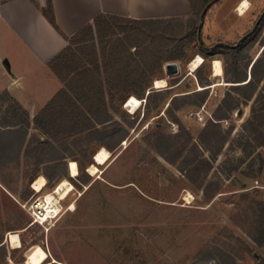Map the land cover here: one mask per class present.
<instances>
[{
    "label": "rangeland",
    "instance_id": "1",
    "mask_svg": "<svg viewBox=\"0 0 264 264\" xmlns=\"http://www.w3.org/2000/svg\"><path fill=\"white\" fill-rule=\"evenodd\" d=\"M237 3L238 0H221L206 11L201 43L200 17L189 26L171 23L158 30L112 33L108 37L94 33L93 46L98 54L102 47L106 53L111 45H118L116 56L96 59L101 65L104 57V63L108 62L105 70L118 71L122 78L129 73L139 77L149 64L150 68L155 66L157 59L167 57L184 39L185 60L189 62L182 64L179 79L183 82L171 90L174 83L170 80L158 89L167 90L160 93L162 100L152 97L134 113L124 109L121 102L109 109L113 122L97 128L117 130L116 137L103 139L116 147L110 152L111 159L98 166L95 175H89L87 170L95 164L93 157L103 141L85 131L54 142L56 150L66 157V168L68 161L77 163L78 176L70 179L67 173L65 178L58 175L46 180L44 192L64 180H71L75 189L62 203L66 206L73 202L75 208L63 212L48 232L31 225L20 207L33 194L34 182L49 173L46 161L36 163L35 152L23 155L26 149L35 148L32 134L40 132L30 123L19 159L0 167V240L4 244L0 264H264V244L255 241L259 239L258 218L264 215V148L242 127L250 117L255 96L251 101L241 100L224 118L218 117L217 107L227 93L232 102L240 96L233 94L224 76H213L215 60H220L222 70L225 67L222 55H206L207 50L202 48L216 43L235 44L253 29L264 0H250L243 15L238 11L242 2ZM119 26H115L118 31ZM257 29L255 39L248 42L242 54L247 59L238 62V69L247 71V79L251 64L264 47V21ZM193 34L196 40L191 41ZM198 55L205 64L206 86H200L195 71L188 68ZM110 57L111 61L107 59ZM247 62L250 64L246 69ZM259 70H264L263 64ZM101 78L106 76L102 74ZM205 89L206 99L198 103L199 96L193 93ZM187 94L191 95L183 97ZM173 97L176 100L171 104ZM11 105L6 96L0 95L1 125L5 124L4 117L11 119ZM176 105L183 106L175 111ZM201 106L218 120L221 131L217 139L205 137L203 144L199 136L204 128L209 131L213 122L201 125L188 117ZM162 113L177 125L176 133H171L160 117ZM121 136L124 138L119 142ZM160 137L176 141L174 149L181 151V156L175 164L167 163L155 150ZM49 154L54 152L45 151L43 157ZM184 158L191 162L184 164ZM204 160L210 163V170L193 172L194 168H205ZM11 234L18 235L19 248L8 241Z\"/></svg>",
    "mask_w": 264,
    "mask_h": 264
},
{
    "label": "trees",
    "instance_id": "2",
    "mask_svg": "<svg viewBox=\"0 0 264 264\" xmlns=\"http://www.w3.org/2000/svg\"><path fill=\"white\" fill-rule=\"evenodd\" d=\"M220 1L221 0H189L191 15L187 20H131L99 14L94 18L93 25L88 24L84 26L71 37L66 36L58 27L51 0H46L45 7L36 5L48 23L67 42L66 47L48 63L49 69L64 85V88L61 89L33 119L34 128L44 135L45 140L41 141L35 133L32 134V143L35 145V148L30 150L26 149L23 155L30 156L35 152L37 157L36 163H38V165L45 161L48 163L46 169H49V173L45 176L46 180H52L58 175L65 178L67 176L66 162L64 161L66 157H62L56 150L54 142L61 140L60 138L62 136L66 138L74 137L85 131H89L90 136H94L103 141L101 144L102 147L113 150L116 146L111 145L110 142L103 139L107 137L109 140L116 137L118 135L117 130L101 131L97 128V126H108L113 122L109 109H115L119 102L123 105L129 97L145 99L146 104L152 97L157 98L156 100L158 101L162 100L163 97H160V93L167 90H155L152 84L154 80L163 79L162 64L164 62L176 61L181 64L184 63L185 65L189 62V60H185L186 42L181 38L177 48H174L167 57L157 59L155 66L152 68H150L151 64H149L148 69L143 70L139 77H134L129 73L128 77L122 78L118 75V71L114 70V72L111 73L105 70L108 66V62L104 63V57L101 65L98 62V58L96 59V56H116L117 52H119L118 45H111L106 53H103L105 48L102 47L101 53L98 54L93 46L94 33L99 36L108 37L112 33L121 34L134 30L142 31L148 28L158 30L159 26L165 25L168 27L171 23H185L189 26L191 21L196 19L198 21V17L201 16L206 8L208 11L216 4L220 3ZM261 15L262 17L258 21L257 28L261 26L264 21V8ZM116 24H121V26H119V31L115 29ZM257 28L253 33L249 31L244 34L245 39L239 43H225L223 46H217L216 43L212 46L213 49L205 51V54L210 56L222 55L225 64L223 69L224 81L225 83H231L230 89L233 94L240 96V98H234L232 102L231 94L227 93L226 97L217 107V116L224 118L227 111H232L240 105L241 100L251 101L255 96L250 109V117L243 123L242 127L244 131L250 133L252 140H254L258 146L264 148V70H259L260 66L262 64L264 65V47L260 56L252 64L250 79H247V71L238 69V62L247 59V57L242 56V54L248 42L255 39V35L258 31ZM192 38L193 40L191 41L196 40L194 34ZM116 42L117 41L113 43ZM130 47L135 48V45H130ZM202 48L207 47L203 46ZM107 59L111 61L113 57ZM249 64L248 62L245 64L246 69ZM229 65H231L230 68H228ZM107 73L113 74L114 77L110 74L107 75ZM102 74L106 76V79L103 80L101 78ZM204 75L205 64L202 63L195 70V77L200 86L203 84H205L203 86L208 85V81L204 79ZM150 76L152 77L150 78ZM171 81L175 85L180 82V79L178 78ZM204 91H206V89L193 93L199 96L198 103L204 102L206 99V92ZM145 94L146 97L144 98ZM0 95L6 96L12 104L10 108L12 110L10 113L11 119L8 120V117H4L3 121L5 124H0V167H3L19 159L23 144L28 137L30 120L28 113L13 100L8 93L3 92L2 94L0 93ZM189 95L191 94L184 95L183 97H188ZM175 100L176 97H173L170 103L172 104ZM156 103L154 104L155 107L157 106ZM181 106L183 105H176L175 111L179 110ZM115 123L118 125L117 122ZM157 129L159 130L160 128ZM206 129L207 128H204L199 136L202 144L204 143L205 137L217 139L221 136L218 123L210 125L209 131ZM123 138V136L119 137L118 141L120 142ZM220 140L222 139H219V141ZM175 145L176 141L171 137H160L155 150L167 163L173 165L181 156V151L178 152L174 149ZM45 151H53L54 154H49L47 158H44L43 153ZM183 161L184 164H189L191 162V160L187 158H184ZM203 162L205 168H194L193 172H208L211 165L207 160ZM198 167L200 166L198 165ZM258 219L259 239L255 241L259 245H263L264 215L260 216ZM1 243L2 241L0 240V249L4 247V244L1 245Z\"/></svg>",
    "mask_w": 264,
    "mask_h": 264
},
{
    "label": "crops",
    "instance_id": "3",
    "mask_svg": "<svg viewBox=\"0 0 264 264\" xmlns=\"http://www.w3.org/2000/svg\"><path fill=\"white\" fill-rule=\"evenodd\" d=\"M242 1L238 0L237 4ZM51 4L58 27L68 37L88 24L93 25L99 14L131 20H187L191 15L189 0H51ZM237 4L232 11L235 12ZM36 5L45 7L46 0H1L0 3V93H8L28 113L31 124L64 88L48 63L67 45ZM182 70L179 62H164L161 80L167 86L170 80L182 76ZM157 81H153L155 86ZM105 148L101 147L97 153L103 149L111 152ZM72 162L68 161L66 168L70 176L68 166ZM76 167L78 170L77 163Z\"/></svg>",
    "mask_w": 264,
    "mask_h": 264
},
{
    "label": "built area",
    "instance_id": "4",
    "mask_svg": "<svg viewBox=\"0 0 264 264\" xmlns=\"http://www.w3.org/2000/svg\"><path fill=\"white\" fill-rule=\"evenodd\" d=\"M0 3H1V0H0ZM153 89L158 90V89H162V88H157L155 86V84H153ZM129 98H131V97H129ZM129 98L123 103L122 106L124 109H126L130 113H134L138 110H142L143 106H145V103H146L145 99H137L139 102V106L133 112H131L132 111V110H130L131 108L125 107V105L129 101ZM162 116L165 119V122L167 123V125L170 127L171 133H176L177 132V125L174 124L173 122H171L165 114L162 113L160 115V117H162ZM188 117L190 118V120H192L198 124H201V125H203L206 121H211L213 123L218 122L210 114H208L206 112L204 106H201L198 111H196L194 113L193 112L190 113L188 115ZM94 157H95V155H94ZM94 157H93V159H94ZM88 170H89V168H88ZM88 170H87V173H89ZM68 171L70 174V163L68 166ZM89 175H91V174L89 173ZM77 176H78V174H76V176L70 177V179H75V177H77ZM68 182L71 184L72 190L67 195H64L63 197L56 194V189L61 184V181H59V183H57L54 186V188L51 189L50 192H44L46 189L47 183H45V185L39 191L33 190L31 188L33 191V194L31 195V197H29L27 201L20 204V207L28 215L31 225L39 227L44 232H48L51 228H53V226L59 220L60 215L63 212L71 211L70 207L73 204V202L69 203L66 206L62 205L63 201H65L67 199V197L70 194H72L73 191L75 190L73 184L71 183V180ZM32 184H30V187H32ZM49 195H51L53 198L56 199V201L54 203L48 202L47 196H49ZM57 207H59V209ZM56 209L58 211L55 212Z\"/></svg>",
    "mask_w": 264,
    "mask_h": 264
},
{
    "label": "bare ground",
    "instance_id": "5",
    "mask_svg": "<svg viewBox=\"0 0 264 264\" xmlns=\"http://www.w3.org/2000/svg\"><path fill=\"white\" fill-rule=\"evenodd\" d=\"M248 9V2L246 0L242 1L238 11L241 15H243ZM203 62V59L198 56L197 59H195L193 62L190 63L189 65V70L194 72ZM212 70H213V76L215 77H221L223 75V70H222V65L220 60H215L212 65ZM165 81L164 80H158L156 82V87L157 88H163L165 87ZM139 106V102L135 97H132L128 103H127V108H131V112H133L137 107ZM111 159V154L107 152L106 150H100L96 156H95V164L90 166L89 173L92 175H95L96 173L99 172L98 166H104L109 160ZM70 174L71 176H76L78 174V170L76 168V163L72 162L70 164ZM46 180L44 177L38 178L34 184H33V189L39 191L44 185H45ZM72 190L71 184L68 182V180H64L61 182V184L58 186L56 189V194L59 196L63 197L64 195H67L70 191ZM47 200L50 203H54L56 201L55 198H53L51 195L47 196ZM59 209V207H57ZM74 204L71 205L70 210L74 209ZM58 211L57 209L55 212ZM8 241L12 244L14 248H19L20 247V241L18 238L17 234H11L8 238Z\"/></svg>",
    "mask_w": 264,
    "mask_h": 264
},
{
    "label": "water",
    "instance_id": "6",
    "mask_svg": "<svg viewBox=\"0 0 264 264\" xmlns=\"http://www.w3.org/2000/svg\"><path fill=\"white\" fill-rule=\"evenodd\" d=\"M206 11H207V8L203 11V13L201 14V16H200V22H199V25H198V40H199V42L201 43V39H200V31H201V29H202V25L204 24V15H205V13H206ZM253 31V30H252ZM242 39H244V38H242ZM224 44L223 43H218L217 44V46H223ZM207 51H209V50H211V49H213L212 47H207V48H205ZM251 67H252V64H251V66H250V69H249V71L251 70ZM250 77H251V75H250V73H249V79H250ZM242 112L241 111H239V114H241ZM158 127H161V125L159 124L158 125ZM35 134H36V136L41 140V141H44L45 140V138L42 136V134L41 133H39V132H35Z\"/></svg>",
    "mask_w": 264,
    "mask_h": 264
},
{
    "label": "flooded vegetation",
    "instance_id": "7",
    "mask_svg": "<svg viewBox=\"0 0 264 264\" xmlns=\"http://www.w3.org/2000/svg\"><path fill=\"white\" fill-rule=\"evenodd\" d=\"M262 15H263V14H262ZM262 15L260 16V18L257 20L255 26L253 27V29H252L253 31L251 30L250 33H253V32L255 31V29H256V27H257V24H258V21L261 19ZM242 38L245 39V36L243 35V36L241 37V39H240L237 43H239L240 41L244 40V39H242ZM217 44H218V43H217ZM223 44H225V43H223Z\"/></svg>",
    "mask_w": 264,
    "mask_h": 264
}]
</instances>
